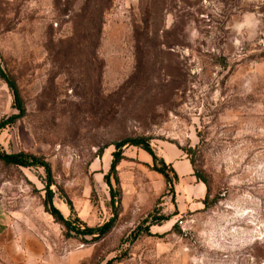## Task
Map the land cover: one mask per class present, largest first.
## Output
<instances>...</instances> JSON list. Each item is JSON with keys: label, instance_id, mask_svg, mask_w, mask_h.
Returning <instances> with one entry per match:
<instances>
[{"label": "rangeland", "instance_id": "374dc122", "mask_svg": "<svg viewBox=\"0 0 264 264\" xmlns=\"http://www.w3.org/2000/svg\"><path fill=\"white\" fill-rule=\"evenodd\" d=\"M82 4L0 0V61L25 106L0 129V149L49 161L64 215L63 193L87 225L117 213L98 239L67 236L42 202L44 167L0 159L4 212L43 243L28 255L46 264H264V0H110L92 43L80 31ZM16 111L0 77V118ZM130 137L158 157L181 149L207 179V202L178 209L179 176L168 186L135 144L123 146L118 181L110 176L112 200L104 175L115 142Z\"/></svg>", "mask_w": 264, "mask_h": 264}, {"label": "trees", "instance_id": "16d2710c", "mask_svg": "<svg viewBox=\"0 0 264 264\" xmlns=\"http://www.w3.org/2000/svg\"><path fill=\"white\" fill-rule=\"evenodd\" d=\"M109 1L110 0H83V4L80 7V15L82 16V21H83L80 27V31L90 43L96 41V39H98L99 37V33L103 23L102 13L106 9L107 3ZM0 77L4 79V81L7 83L8 87L10 88L13 96V104L17 109L16 112H13L9 115L0 118V129H1L5 125L11 124L16 119L21 117L25 113V106L16 79L9 71H7L2 66L1 61H0ZM126 144H135L146 149L152 155V161H153L152 167L157 169L163 174L168 186L170 187L172 186L173 177L177 178L178 174L171 165V163L166 162L162 156L158 157L154 149L150 145V143L143 137L125 138L115 142V148L112 150V157L109 164V170L104 175L106 182L110 185V196L112 200L114 196L118 193L115 189L111 187L110 176L113 175L114 180L116 182L118 181L116 166L119 163V161L124 157L123 146ZM0 159H2L6 163H12L15 165H23V166L41 165L44 167L46 172V180H45L44 196L42 202L44 204L45 210L48 211L53 216L54 220L59 221L64 225L66 229L65 235L69 236L72 234H77V235L90 234L92 235L93 240H95L105 235L113 227L117 213H114V215H112L110 218H108L107 220H105L100 224L87 225L84 222H82L79 219V217L75 214V210L71 200L64 193H63L64 200L67 202L69 206L70 213L68 215H64L62 213L60 208L56 206L53 202L54 190L51 188V184L53 183L51 166L49 161L46 160L45 158L33 154L31 152H26L24 150L7 152L0 149ZM156 161H160L161 164L159 166L156 165ZM169 172H172V175H170ZM196 175L198 179L202 180L206 184V190H207L208 189L207 179L203 175L198 174L197 171H196ZM206 195L207 193H205V196L202 199L204 203L207 202ZM145 220H147V218H144L142 222H144Z\"/></svg>", "mask_w": 264, "mask_h": 264}, {"label": "crops", "instance_id": "0c3cea01", "mask_svg": "<svg viewBox=\"0 0 264 264\" xmlns=\"http://www.w3.org/2000/svg\"><path fill=\"white\" fill-rule=\"evenodd\" d=\"M142 160L150 162L152 155L145 149L139 152ZM160 156L168 163H171L179 176L177 190H181L182 206L178 204V209L189 206H199L203 204V197L206 193V184L197 179L193 174V168L190 160L182 154V150L177 147H169L162 151ZM140 158V159H141ZM29 245H43L38 236L25 231L23 227L11 217L7 216L2 207L0 199V264H46L44 257L40 260L38 257L28 255ZM30 253V252H29ZM33 256V255H32ZM47 264H54L47 260ZM69 264H76L73 260Z\"/></svg>", "mask_w": 264, "mask_h": 264}]
</instances>
